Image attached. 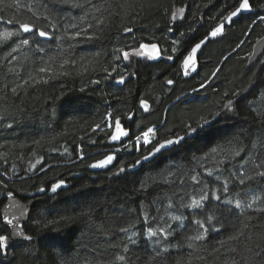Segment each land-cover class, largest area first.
<instances>
[{
  "label": "trees",
  "instance_id": "obj_1",
  "mask_svg": "<svg viewBox=\"0 0 264 264\" xmlns=\"http://www.w3.org/2000/svg\"><path fill=\"white\" fill-rule=\"evenodd\" d=\"M241 1L92 0L101 12L87 0H78L83 8L72 6L77 0H19L31 5V12L9 7L15 0L0 3V32H21L0 43V117H7L0 122V215L9 193L24 202L37 200L25 225L32 240L16 242L7 255L0 251V264H264V212L246 209L237 219L233 209L237 214H229L223 228L210 231L206 241H192L194 247L188 246L187 236L193 235L188 221L177 228L170 220L201 187L192 175L207 183L210 199L211 191L225 180L230 191L223 196L242 202H251L253 194L264 196V176L256 174L264 172V56L249 65L254 46L264 37V0H252L255 13L209 43L195 77L185 79L182 74L191 48ZM17 21L49 31L51 40L25 35ZM89 23L94 27L88 28ZM72 24L100 38L88 40L82 33L69 40L65 31L70 35L78 30ZM22 38H28L29 45L12 52ZM142 43H157L165 59H116L122 57L117 49L131 53ZM37 45L45 51H37ZM82 65L89 71L79 75ZM41 67L49 71L41 73ZM121 77L125 84L118 87ZM97 80L99 84L93 83ZM141 100L150 104L148 113L141 109ZM119 118L131 135L123 145L113 146L110 137ZM204 120L210 123L195 138L150 163L131 167L157 139L185 135V125L196 127ZM153 127V141L137 146L136 137ZM111 152L118 155L111 169L89 170ZM237 176L251 179L240 185ZM61 180L70 187L52 195L51 185ZM145 209L149 220L143 219ZM179 211L192 220L199 210ZM151 217L162 218L164 226L171 223L174 234L167 240L162 235L148 237V227H158ZM240 230L244 234L239 239L228 241ZM0 235H9L1 218ZM120 255L126 259L118 260Z\"/></svg>",
  "mask_w": 264,
  "mask_h": 264
},
{
  "label": "snow or ice",
  "instance_id": "obj_2",
  "mask_svg": "<svg viewBox=\"0 0 264 264\" xmlns=\"http://www.w3.org/2000/svg\"><path fill=\"white\" fill-rule=\"evenodd\" d=\"M3 0H0V3H2ZM64 3H69L70 0H63ZM87 3L90 4L96 12H101V6H98L96 4H92V0H87ZM73 7L77 8H83L84 5L79 3L78 0L75 3H72ZM9 7H14L17 10H19L21 7H27L28 11H32V6L31 5H22L19 0H15V2ZM252 10V4L250 3V0H242V2L239 3V6L235 9V11H232L230 15H228L225 19L229 22V24L232 23L233 18L237 17L240 13L243 11H251ZM0 19H3L0 17ZM47 19V17H46ZM94 20L98 24H103V20H99L98 18L94 17ZM175 19V17H173ZM261 20H264V17H261ZM84 22V18L81 17L80 23L82 24ZM8 24H13V20L9 19L7 21ZM16 23L19 24V28L22 30L23 33H32L34 36L38 35L39 37H45L48 38L50 36V32L44 30L43 28L38 27L35 24L32 23H20L17 21ZM51 26V25H50ZM73 28H77L78 30L73 33V34H68L67 30L65 31V35L68 37L69 40H76L78 37H81L82 33L85 34V37L88 40L92 39H99V36L96 35H87V28H79L77 24H72L71 25ZM94 24L89 23L88 28H93ZM224 23H220L218 26H216L214 29H212L209 33V35L212 38H216L218 35L223 33L224 30ZM35 28V32H33V29ZM126 32L131 33L133 30L131 28L125 29ZM21 32L20 31H9L5 29L3 32H0V43H6L8 40H10L13 36H20ZM207 38L202 39L199 43H196L194 47L191 48L190 54L187 55V57L183 60V68L185 70L184 74L187 75V69L189 68L190 65H195V60L194 57L199 49L202 48L203 45L207 43ZM29 39L28 38H22L19 42V44H16L15 47H12V52H15L19 49L21 45H29ZM72 45H69V48H71ZM151 48L152 50L155 51V55L152 53H145L143 50L144 49H149ZM37 51L39 52H44L45 49L43 47H39L37 45ZM176 48H173V51H176ZM119 53H122L121 55H117L116 59H123V60H129L130 55H135L139 57H144L147 55L148 58L150 59H156L160 53L158 51V46L156 44H149V43H142L139 45L137 49H133L132 52L130 53L129 51H124L123 49H117L116 50ZM8 55H11V52L8 53ZM173 57L169 56L168 59H172ZM69 60L65 59L64 64H68ZM75 63V62H73ZM92 61H89V64H91ZM63 67V65H61ZM92 70H95L93 67ZM193 71H195V67L192 68ZM41 73H46L49 71L48 68L46 67H41L39 69ZM89 68L86 65H82L80 70L78 71L77 74L83 75L84 73L88 72ZM219 71V69H217ZM62 75H70L68 72H63L61 73ZM216 73H213V76H215ZM40 81H36V83H39ZM25 84H28V81H24ZM43 83L47 84L48 80H43ZM93 83L99 84L100 81H93ZM119 83L123 84L124 83V77H121L119 80ZM167 83L171 85L173 83L172 80H168ZM203 87V85H202ZM13 93H16V89H12ZM141 107L147 111L148 106L146 101L141 100L140 102ZM226 108L230 111L233 109V101L229 99L228 104L226 105ZM216 115H219L217 113ZM108 118H111V113H108ZM7 119V117H0V122L2 120ZM210 121L204 120L203 124L197 123L196 127H193L191 125H185V135H175L173 134L171 138H164V139H157L156 142L153 144L152 148L149 149L147 155L142 156L141 159H137L131 167H136L137 165H140L141 162H147L151 158H154L157 154L162 153V151H171L174 147L179 146L182 142H186V140L195 138L196 136L199 135L200 132H202L205 128L206 125H208ZM115 128H116V134L112 135L110 139L112 141H120L122 136H127L128 132L124 131L122 129V125L119 119H116L114 121ZM7 127L11 128L12 125L8 124ZM99 127V125H97ZM109 127H112V124H109ZM154 130L149 128L148 131H145L143 133V136L146 138L145 142L146 143H151V141L147 140V137L149 136V133L153 132ZM34 143H39V141H34ZM140 143V137H136V144L139 145ZM23 147V145H21ZM214 153L217 151L215 148L212 150ZM235 155H239V152L237 151ZM81 159H83V156H81ZM115 159L114 155H107L104 159L98 160L89 167L91 168H107L109 165L112 164L113 160ZM125 171L124 167L119 168V172L123 173ZM208 174L213 175V172L211 169H208ZM259 176H264V172H257L256 173ZM216 179L219 180L220 177L216 176ZM240 185L245 184L246 179H251V177H245V178H240L239 176L236 177ZM191 180L195 181L197 185H201L199 188V191L195 195H191L188 199L187 202L181 203L179 205V208H191L195 210H199L196 215L193 216L192 220H189L188 217H186L182 211H179V208L177 209L178 214L171 215L170 220L172 222H177V228H181L184 226V222L188 221L189 223V230L193 232V235L187 236V241H188V246L189 247H194L192 244V241H206L207 237L209 235L210 231H219L220 228L224 227V222L225 219L229 214H237L233 213V209L237 210V219H239V216L242 215L246 209H254L255 211L259 212H264V196L261 195H252L251 202H242L241 198H230L227 196H223V194H226L230 191L229 189V181L225 180L219 187L215 188L214 190L211 191V199L209 196V188L207 183L201 184V180L198 179V175H192ZM64 181L61 180L59 182L53 183L51 185V191L53 193H56L58 189H61V187L64 185ZM144 185L142 184L141 187ZM39 191L43 192L45 189L40 188ZM251 189H249V192L251 193ZM236 196H239V192L236 193ZM223 197V198H222ZM219 202V203H216ZM256 205H260L259 207H254ZM159 212V209L156 210ZM201 217V218H198ZM144 220H149L150 217L147 214V209H145V215L143 216ZM162 219V218H159ZM158 217H151V220L157 221L158 222V227L153 228L152 226H149L147 229V235L148 237H157L162 235L165 240L169 236H172L175 232V229L172 228L171 223H167L166 226L164 224L159 223ZM194 221V223H193ZM9 224L12 223L11 220L8 221ZM219 225V227H218ZM244 227H247V224L244 225ZM122 232H127V228H122ZM244 233L242 230H240L238 235H231L228 237V241L232 240H237L239 239V236H242ZM16 235H22V233H16ZM135 235V233H134ZM26 240L31 241L32 237L31 236H26L24 237ZM9 241V237L6 235H0V249H7ZM228 241H220V244L223 245L227 243ZM135 242V241H133ZM125 251H128L127 247L125 248ZM165 251H167V247H165ZM118 260L124 261L126 258L123 255H120L117 257Z\"/></svg>",
  "mask_w": 264,
  "mask_h": 264
},
{
  "label": "water",
  "instance_id": "obj_3",
  "mask_svg": "<svg viewBox=\"0 0 264 264\" xmlns=\"http://www.w3.org/2000/svg\"><path fill=\"white\" fill-rule=\"evenodd\" d=\"M250 3L252 4V0H250ZM253 13H255V10H254L253 5H252V10L251 11H243L237 17H234L233 18V21H232L231 24H229V22L225 19L222 22L225 25L222 34L218 35L216 38H212L210 35H208L207 37H205V38H207V41L208 42L205 45H203L201 49H199L197 51V53H196V55L194 57L195 65H190L189 66V68L187 69V73H188L187 75L184 74L185 70L183 68V62H182V74H183V77L185 79H191V78L195 77L199 73L200 68H201V65H200V56H201L202 52L204 51V49L209 45V43L212 42V41H216L219 38H221L222 36H224L225 33H226L227 28H230L235 22H237L243 16H249V15H251ZM0 17H2V14L1 13H0ZM3 22H4V20L3 19H0V24H2ZM33 32H35V29H33ZM24 34L25 35H29V34H32V33H24ZM40 38L42 40H44V41H50L51 40V35L48 38H45V37H40ZM149 44H156L158 46V51L160 53V55L156 59H153V61H155V62H161V61H163L165 59V56L162 53L161 47L157 43H149ZM143 51L145 53H152L153 55H155V51L152 50L151 48L144 49ZM188 54H190V52ZM263 56H264V37L261 38L256 43V45L254 46L253 54L251 55L250 60H249V65L250 66H253V65L257 64L262 59ZM171 60L174 61V58H172ZM193 67H195V71L192 70ZM124 84H125V79H124V83L123 84L119 83V81L116 82V85L118 87H123ZM146 103H147V106H148V110L147 111H145L141 107V104H140V107H141V109L145 113H148L150 111V104L147 101H146ZM133 119H134V115H132L130 117V120H133ZM119 120L121 122L122 129L124 131H127L128 132V135L127 136H122L120 141H112L111 140V144L113 146H121V145H123L125 142H127L129 140L130 135H131L130 129H128L125 126V124L123 122V119L119 118ZM114 134H116L115 125H114V128H113L112 135H114ZM191 139H188V140H191ZM164 152H167V151H162V153L157 154L154 158H151L147 162H143L142 161L141 164L140 165H137V166L140 167L141 165H144V164H147V163L152 162L155 158H157L158 156H160ZM108 155H114L115 156V159L113 160V162H112L111 165H109L107 168H91V167H89V170L91 172H93V173H102V172H106L109 169H111L115 165V163L117 162L118 155L115 152H111ZM104 158H102V159H104ZM69 187H70L69 184L67 182H65L64 185L61 187V189H58L56 193H53L51 191V189H50V193L52 195H56L59 192H61L62 190L68 189ZM40 193L43 194V193H45V191L40 192ZM36 204H37V200L36 199L30 200V201H27V202H24V201L16 198L13 193H9L7 195V201L5 203V206L3 207L2 211H1V215H0L2 225L9 231V235H6V236L9 237V241H8V245L9 246L7 247V249H0V251L4 255H7L10 246H12L13 244H15L16 242H24V241H26V239L24 238V237H26L25 225L29 222V220L31 218V215L33 213V210H34ZM9 220L12 221L11 224L8 223ZM16 233H22V235H16Z\"/></svg>",
  "mask_w": 264,
  "mask_h": 264
},
{
  "label": "rangeland",
  "instance_id": "obj_4",
  "mask_svg": "<svg viewBox=\"0 0 264 264\" xmlns=\"http://www.w3.org/2000/svg\"><path fill=\"white\" fill-rule=\"evenodd\" d=\"M153 136H154V133L150 134L148 136L149 140L152 142L153 141ZM144 137H140V145L143 144V141H144ZM150 144V143H149ZM137 145V144H136Z\"/></svg>",
  "mask_w": 264,
  "mask_h": 264
},
{
  "label": "built area",
  "instance_id": "obj_5",
  "mask_svg": "<svg viewBox=\"0 0 264 264\" xmlns=\"http://www.w3.org/2000/svg\"><path fill=\"white\" fill-rule=\"evenodd\" d=\"M151 129H153L154 131L151 132V133H149V135L152 134V133H155V132H156V128L153 127V128H151ZM140 137H144V136L141 135ZM144 138H145V137H144ZM145 139H146V138H145ZM145 139H144L143 143L146 144V145H148L149 143H146V142H145ZM147 140L150 141L148 137H147ZM135 143H136V139H135ZM139 145H140V143H139Z\"/></svg>",
  "mask_w": 264,
  "mask_h": 264
},
{
  "label": "bare ground",
  "instance_id": "obj_6",
  "mask_svg": "<svg viewBox=\"0 0 264 264\" xmlns=\"http://www.w3.org/2000/svg\"><path fill=\"white\" fill-rule=\"evenodd\" d=\"M144 144V143H143ZM144 145H146V144H144ZM137 146H140V145H137ZM147 146V145H146ZM257 162V161H256Z\"/></svg>",
  "mask_w": 264,
  "mask_h": 264
},
{
  "label": "flooded vegetation",
  "instance_id": "obj_7",
  "mask_svg": "<svg viewBox=\"0 0 264 264\" xmlns=\"http://www.w3.org/2000/svg\"><path fill=\"white\" fill-rule=\"evenodd\" d=\"M153 60V59H152Z\"/></svg>",
  "mask_w": 264,
  "mask_h": 264
}]
</instances>
